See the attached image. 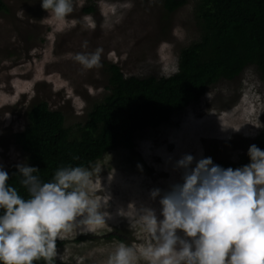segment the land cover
I'll return each mask as SVG.
<instances>
[{
	"label": "rangeland",
	"instance_id": "1",
	"mask_svg": "<svg viewBox=\"0 0 264 264\" xmlns=\"http://www.w3.org/2000/svg\"><path fill=\"white\" fill-rule=\"evenodd\" d=\"M0 1L6 6L0 12V166L6 171L27 163L13 135L25 128L34 103L46 102L73 129L108 94L105 63L117 64L125 77H168L176 71L180 50L199 38L195 0L170 15L162 0H73L66 19L45 11L40 0ZM92 4L95 12L84 13ZM98 48L100 67L86 69L75 60L77 53ZM263 113L264 85L249 67L237 80L208 89L168 123L137 134L133 152L114 150L93 163L90 195L103 202L102 211L111 218L87 231L73 228L58 239L65 244L51 264H108L121 242L139 254L150 237L136 222L135 209L152 208L162 218L159 197L150 194L182 182L176 162L186 154L237 161L262 129ZM80 237L86 239L77 242Z\"/></svg>",
	"mask_w": 264,
	"mask_h": 264
},
{
	"label": "clouds",
	"instance_id": "2",
	"mask_svg": "<svg viewBox=\"0 0 264 264\" xmlns=\"http://www.w3.org/2000/svg\"><path fill=\"white\" fill-rule=\"evenodd\" d=\"M40 4L57 19L74 10L73 0ZM101 54L98 48L77 53L75 60L86 69L100 67ZM247 155L250 162L236 169L216 165L211 157L184 155L176 162L182 182L150 194L159 197L162 218L152 208L135 209L150 241L139 254L121 242L108 264H137L141 258L147 264H264V150L253 144ZM16 168L28 198L8 184L9 174L0 166V264L49 260L57 255V240L73 228L87 231L111 218L90 195L95 169L64 166L43 182L36 167Z\"/></svg>",
	"mask_w": 264,
	"mask_h": 264
},
{
	"label": "trees",
	"instance_id": "3",
	"mask_svg": "<svg viewBox=\"0 0 264 264\" xmlns=\"http://www.w3.org/2000/svg\"><path fill=\"white\" fill-rule=\"evenodd\" d=\"M185 4L186 0H162L167 15ZM2 11L6 6L0 1ZM94 12L93 4L84 9L86 14ZM193 12L199 38L180 50L171 76L125 77L117 64L105 63L108 94L73 129L65 127L62 113L51 111L46 102H36L27 110L26 126L13 135L14 144L26 155L27 164L39 169L43 182L51 181L60 167L89 168L114 150L133 152L137 134L168 123L172 115L198 103L208 89L237 80L249 67L264 85V0H195ZM253 144L264 150V113L262 129L238 160L214 164L225 169L247 165ZM7 172L8 184L27 199L17 168ZM64 244L57 240L56 247ZM35 264L51 262L41 259Z\"/></svg>",
	"mask_w": 264,
	"mask_h": 264
},
{
	"label": "bare ground",
	"instance_id": "4",
	"mask_svg": "<svg viewBox=\"0 0 264 264\" xmlns=\"http://www.w3.org/2000/svg\"><path fill=\"white\" fill-rule=\"evenodd\" d=\"M18 82V81H17Z\"/></svg>",
	"mask_w": 264,
	"mask_h": 264
}]
</instances>
